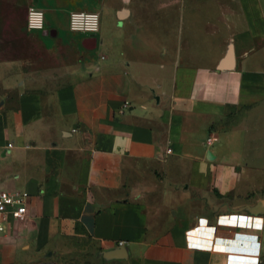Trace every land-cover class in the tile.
<instances>
[{"label":"crops","instance_id":"1","mask_svg":"<svg viewBox=\"0 0 264 264\" xmlns=\"http://www.w3.org/2000/svg\"><path fill=\"white\" fill-rule=\"evenodd\" d=\"M225 1L0 0V264H264V0Z\"/></svg>","mask_w":264,"mask_h":264},{"label":"built area","instance_id":"2","mask_svg":"<svg viewBox=\"0 0 264 264\" xmlns=\"http://www.w3.org/2000/svg\"><path fill=\"white\" fill-rule=\"evenodd\" d=\"M26 26L29 30H42L45 16L41 9L31 7L27 10ZM100 26L97 12L78 10L69 17V29L75 33L96 34ZM211 140H208L210 143ZM171 150L168 148L167 152ZM27 197L25 191H9L0 188V233H9L14 224L27 218Z\"/></svg>","mask_w":264,"mask_h":264},{"label":"water","instance_id":"3","mask_svg":"<svg viewBox=\"0 0 264 264\" xmlns=\"http://www.w3.org/2000/svg\"><path fill=\"white\" fill-rule=\"evenodd\" d=\"M123 15V12L120 14ZM51 35L55 34V31L49 32ZM82 46L87 50H93L96 47V37L90 36L86 37L82 40ZM232 63V51L231 48L228 52V57L226 62L224 61L222 66H230ZM257 211L262 212L264 211V199H262L258 205H257ZM103 256L107 259H113V258H124L127 256V250L124 247H118L116 249H113L111 251L105 252Z\"/></svg>","mask_w":264,"mask_h":264},{"label":"rangeland","instance_id":"4","mask_svg":"<svg viewBox=\"0 0 264 264\" xmlns=\"http://www.w3.org/2000/svg\"><path fill=\"white\" fill-rule=\"evenodd\" d=\"M229 1V3H227V1H225L224 2V5H229V6H231V8H233V9H235V10H238V1L237 0H228ZM214 7H212V9H213ZM202 13H204V12H202ZM207 14H208V16L210 17L211 15H212V11L211 10H209V11H207ZM99 17H100V20H102V18H101V16L99 15ZM185 17H187V15H185ZM187 21V20H186ZM101 26V25H100ZM100 26H99V28H100ZM99 31V30H98ZM97 34V33H96ZM96 34H88V33H84V32H82V33H79V36L83 39L84 37H90V36H95ZM225 44H227V42H225ZM260 44V43H259ZM258 44V45H259ZM97 50H98V47H96L95 49H93V50H91V52H94V53H97Z\"/></svg>","mask_w":264,"mask_h":264}]
</instances>
